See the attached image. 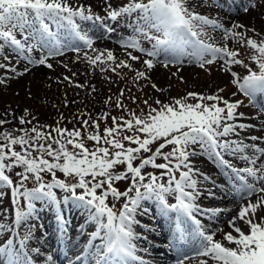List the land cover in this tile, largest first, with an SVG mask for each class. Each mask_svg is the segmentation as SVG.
Listing matches in <instances>:
<instances>
[{
	"label": "snow or ice",
	"instance_id": "1",
	"mask_svg": "<svg viewBox=\"0 0 264 264\" xmlns=\"http://www.w3.org/2000/svg\"><path fill=\"white\" fill-rule=\"evenodd\" d=\"M260 7H264V0H249V6L243 11L247 13L250 8ZM103 10L105 15L101 16L91 5L73 4L71 0H0V52L5 53L2 59L7 61L0 63V68L5 69V75L11 72L21 76L29 71L28 65L52 69L49 59L64 55L66 50L79 54L81 48L76 41H80L95 53L92 56L84 52V58L93 67H100L102 72L106 70L104 65L113 72L128 68L135 73L134 80L150 81L149 74L157 62L168 67L173 62L182 63L187 56L201 68L223 61L220 70L231 74V83L237 85L250 105L255 103L258 94H264V40L258 42L246 37L243 31H237L244 25L226 27L218 18L199 13L195 6H190V0H128L118 4L104 0ZM86 22L101 27L107 34L116 32L122 22L124 27L131 28L133 35L118 41L128 59L117 63L112 50L95 48L92 37L83 28ZM209 28L223 30L225 41L246 44L254 50L251 59L259 70L249 69L238 58L239 49L231 50L227 43L217 46L212 42ZM141 39L151 42L152 47L145 48ZM37 49L39 58L32 55ZM129 49L149 57L142 60L144 70H136L129 63V60L141 61V57L133 55ZM162 53L165 59L158 61ZM12 59H17V63L20 60L26 62L23 72L11 63ZM241 64L247 69V75L240 76L233 70V65ZM72 75L74 77L76 73ZM64 80L75 87H84L71 77L65 76ZM5 82L0 79V83ZM151 87L162 91L155 83H151ZM92 91H95L94 86ZM124 91L121 89L116 100V107L122 111L127 110L120 99ZM223 91V88L218 90ZM189 98L196 102L189 103ZM130 99L136 102L135 97ZM143 103L148 107L147 114L129 111L127 119L113 116L112 126H105L103 135L98 120L90 115L82 119L80 128L69 130L61 127L59 121L55 127L34 124L37 118H29L27 109L25 115L18 117V122L30 127L0 131V196L4 195V189L9 190L15 217L9 225L0 223V232H6L9 227H25L27 231L20 245L26 247L25 241L31 238L36 227L29 221L38 219L39 202L42 207L54 211L58 234L67 236L70 222L64 215L63 205L70 202L72 208L85 214V223L95 225V230L89 234V244L94 249L89 255L95 264H131L132 261L143 264V258L137 254L141 234L135 230L139 224L136 217L141 211L147 215L149 209L143 204L154 200L162 215L177 214L179 239L185 238V219L195 225L198 243L193 253L180 252L175 264H187L189 260L195 264H264V146L257 143L264 137L253 135L250 142L240 138L245 130L255 127L242 122L245 113L238 109L244 102L230 101L218 93L189 92L185 97L169 102L156 99L154 103L158 107H153L147 99ZM84 115L82 113L81 117ZM108 118L109 114L104 113L99 119L106 121ZM6 123L8 121L0 119V126ZM86 141L94 142L93 148L87 147ZM153 144H158L154 151ZM168 146L171 150L163 151ZM197 156L212 159L231 185L234 196L246 201L240 204L237 215L228 221L232 231L224 232L222 228L212 231L197 218L199 215L216 220L223 212L216 207H201L197 202L201 195L198 177L216 186L211 176L194 166L191 158ZM230 158L245 161L246 166L237 167ZM158 159L163 162H157ZM137 160L139 163L134 164ZM118 166H124V170L116 171ZM147 167L162 171L159 175L142 171ZM17 168L21 170L15 171L14 180L10 174ZM57 171L70 179L58 178ZM46 174L51 175V180L45 179ZM164 177H167L166 181ZM122 180H130L123 191L116 186V182ZM29 181L34 184L31 188L27 187ZM54 189L70 195L58 198ZM228 191L226 188L225 192ZM173 194L175 203H169L168 197ZM208 195L215 196V193L209 191ZM109 197L113 201L123 198L124 202L117 209L114 203L109 205ZM21 199L25 202L23 207ZM217 234L233 246H226L221 239H216ZM95 239H99L98 245L92 243ZM32 251L39 253L40 249ZM33 259L14 251L11 240L0 246L3 264H32ZM47 259L51 261L53 257L49 255Z\"/></svg>",
	"mask_w": 264,
	"mask_h": 264
},
{
	"label": "rangeland",
	"instance_id": "2",
	"mask_svg": "<svg viewBox=\"0 0 264 264\" xmlns=\"http://www.w3.org/2000/svg\"><path fill=\"white\" fill-rule=\"evenodd\" d=\"M203 3H207V0H201ZM113 4L118 3H127L128 0H111ZM77 3V2H76ZM74 3V4H76ZM85 5H91L93 10L101 16L105 15L104 5L100 4L97 6L95 2H89ZM102 6V7H101ZM190 6H195L196 10L201 13L206 10V6L202 7L200 5L199 0H190ZM205 12V15H208L209 11ZM203 14V13H201ZM210 16V15H209ZM226 27H231V24H224ZM84 29H94L91 22L83 23ZM255 31H252V29ZM210 31V35L212 37V42H214L217 46H223L227 43L231 50L239 49L240 56L239 59L244 61V64L248 65V68L254 71H258V65L255 61L251 59V56L254 54V50L249 48L246 44H237L233 41H225L222 38V31L217 29L213 32L211 28L208 29ZM237 31H243L246 34V37H252L256 39L258 42L260 40H264V23L261 25H254L253 23L247 25L243 29H237ZM116 33L121 38L124 36L125 38L128 36H132L133 32L131 28H127L123 26L119 27ZM155 34V33H154ZM94 42V41H93ZM141 42L145 48H151L152 43L141 39ZM95 48L103 50V48L93 45ZM81 48V52L77 54L74 51L66 50L64 55L56 56L54 58H50L49 62L53 64V68L49 69L46 66H38V65H28L29 71L21 75H16L15 73L8 72L5 75V69L0 68V79L6 80L5 83H0V119H5L8 121L3 126H0V131L9 130L13 131L19 129L20 127H30V125L21 126L18 122V117L25 115V109H27L28 114H30L29 118L32 116L37 119L33 121L34 124L39 123L41 125H50L55 127L57 122L61 127H67L69 130L74 127L80 128L82 124V119L88 118V115L92 117V119L98 120L100 124V132L103 135V129L105 126H112L111 117H120L124 116L125 119L128 118L129 111L135 112L139 115L141 112L147 114L148 107L144 105L143 101L145 99L148 100L149 104L153 107H158L155 105L154 101L156 99H160L164 102H169L173 99H178L185 97L189 92H197L204 95L216 94L223 96L225 99H229L230 101L241 100L244 102L243 106L238 109L239 112H243L249 110L251 112L248 115L260 114L264 110V94H258L257 99L253 105L249 104L248 98L245 97L241 92L238 91V87L235 84H232V76L230 73L221 71V65L223 61L214 62L212 65H206L205 68H201L198 63L195 62L194 59H190L185 56L183 58L182 63L173 62L169 64L168 67H165L163 63L157 62L155 64L153 74L155 78L151 75L150 72V81L149 80H134L135 73L128 68H118L115 72L111 69H108L106 65L105 71H101L100 67H93L85 58L84 52H88L89 55L94 56L95 53L92 52L91 49H88L83 45V42L79 45ZM112 50V49H110ZM10 51V50H9ZM114 55L117 57V63L120 60H127V53L124 51V48L121 47L116 50H112ZM133 55H137L141 57V61H130L133 65V68L136 70H144L145 66L142 63L143 59H148L146 54L141 53L135 49H130ZM5 55L4 52H0V63H7L4 61L2 57ZM35 58H39L40 51L37 49L32 53ZM77 55H79V60L77 59ZM210 58V57H209ZM165 56L162 53L157 60L164 61ZM186 62V63H185ZM11 63L14 64L19 72H23L25 67V61L20 60L17 63V59H12ZM111 63V62H109ZM244 64L241 65H233L232 68L236 71L240 76L247 75L248 71L244 67ZM64 65H67L65 67ZM114 66V65H113ZM73 73L76 75L73 77ZM13 76V77H12ZM68 76L73 79L75 83L83 85L84 87H75L73 84H70L68 81L64 80V77ZM21 77V78H20ZM15 80V81H14ZM151 83H155L159 89L162 91H156L151 87ZM95 87V91H92V87ZM223 88V92H218L219 89ZM121 89H124V95L120 97L123 103L126 105L125 111H122L120 108L116 107L117 97L120 96ZM233 93H236L233 96ZM109 97L111 100L109 101ZM130 97H135L136 102L133 103ZM67 101V105L65 104ZM105 101H109L105 103ZM189 103H195L196 101L189 98ZM207 103H213L212 101H207ZM223 107V104L221 105ZM85 114L81 117V114ZM104 113L109 114V118L105 121L103 119H99ZM252 113V114H251ZM15 117V118H14ZM119 122V121H118ZM257 129V128H256ZM82 133H84L83 128H81ZM89 131H94V129H89ZM19 134L18 132H16ZM163 142V141H161ZM127 144V142H125ZM92 144V141H86V146ZM135 146V145H132ZM153 151L158 144H153ZM198 149V148H197ZM171 146L166 147L163 151H170ZM150 154V153H148ZM143 154V155H148ZM157 162H163L158 159ZM139 160L135 161L134 164H138ZM203 169L206 170L207 166H202ZM21 169H15L10 175L15 180V171H20ZM117 171V169H116ZM123 171V170H122ZM145 172H155L157 175L160 174V171L153 169L151 167H147L142 170ZM203 172V171H202ZM179 174L177 173V176ZM57 177L60 179L69 180V177H65L63 173L57 171ZM46 180H51V175H45ZM167 180V177H164V181ZM74 182V181H73ZM130 184V180H122L117 181L116 186L121 190H125ZM34 184L32 181L27 182V187L31 188ZM4 195L0 196V223H4L5 225H9L14 221V206L11 203L10 192L8 189H4ZM56 191L58 198H63L64 196H69L70 193H66L60 189H54ZM80 191V190H78ZM99 191V190H98ZM218 194V192H217ZM216 193L215 195L218 196ZM169 203L175 202V195H171L168 197ZM171 200V201H170ZM124 200L123 198L119 201H113L111 197H109L108 203L115 204L116 208L119 209ZM24 201L21 199V206H24ZM234 201H228L224 206H219V209L231 207ZM143 207L149 209L147 215L138 214L137 220L139 221L138 225H142V228L135 226V230L141 234L140 240L137 242V248L140 249H148L149 246L142 243L143 237L145 239L149 238L159 245L158 250H167L169 251L171 248V240H167L166 238H160L161 236V227L160 223L157 221V215L161 214L157 205V202L154 200H148L144 202ZM38 208V219L30 220L29 223L35 224L36 227L33 229L32 236L28 242L33 248H39L40 251L38 257H33L37 261H45L47 257L51 255L52 257L56 256V247L51 244V247L46 243V235H49L50 232L47 230V226H54L56 228L55 221V213L50 207H42L39 202H37ZM217 208V207H216ZM71 209V210H70ZM64 215L66 219L70 222L68 225L76 227V231L79 230V236L81 239L73 240V243L76 245L74 247L75 250H78V242L82 240L86 235L95 230V225L91 223H85V214L75 208H72L70 202L63 205ZM173 218L176 219L174 212H172ZM227 215V214H226ZM199 219H204L205 217H201L198 215ZM208 226L210 229L214 228L217 225L216 220H209ZM205 223V222H204ZM191 228L194 229L195 226H192V222L190 221ZM83 225V228H81ZM148 225V227H144ZM243 227V225H240ZM27 229L25 227L15 228L9 227L6 232H1L0 237V246H5L8 244V241H13L14 237L20 238L21 230ZM150 230H155L154 233H151ZM22 230V231H23ZM52 230L51 232H53ZM71 236V235H70ZM143 236V237H142ZM216 239H220L217 237ZM222 240V239H221ZM96 242L100 243L99 239H95ZM182 241H184L182 239ZM77 242V243H75ZM226 246H233L227 244L226 241H223ZM19 247L21 248L20 241ZM73 243L71 245H73ZM194 243V242H193ZM198 241L195 237V243ZM82 244H84V239L82 240ZM13 250L17 248L12 243ZM75 250H68V255L75 256ZM35 253V251H34ZM190 252H186L189 254ZM70 256H68L69 258ZM143 258V262H145V258H148L145 255L141 256ZM72 258V257H71ZM76 257H73L74 260ZM81 261V260H80ZM77 262L76 264H84L85 261H81V263ZM95 260L92 259L90 264H94ZM87 264V263H86ZM146 264H168L165 261L160 259H153L151 263Z\"/></svg>",
	"mask_w": 264,
	"mask_h": 264
},
{
	"label": "bare ground",
	"instance_id": "3",
	"mask_svg": "<svg viewBox=\"0 0 264 264\" xmlns=\"http://www.w3.org/2000/svg\"><path fill=\"white\" fill-rule=\"evenodd\" d=\"M71 2L73 4L76 2H77L76 4L79 3L87 4L89 2H95L97 6L100 4L104 5V0H71ZM199 2L202 7V10L203 7L206 6V10L204 11L206 12L209 11L208 15H210V17L218 18L220 22L223 24H231V25L242 24L244 25L245 28L247 25L251 23H253L254 25H261L264 23V7L250 8V11L247 13L243 11L244 7L249 6V0H207L206 1L207 3H203L201 0H199ZM204 11H202L201 13L205 14ZM109 23L112 22L109 21ZM85 30L88 31L89 35L92 37L94 41L95 46L97 47L103 49H112V50H116L122 47L118 42L120 40V37L118 35L119 33L117 34L116 32H114L112 34H107L104 32V30L101 27H95L94 29L87 28ZM81 43L82 42L80 41H76V44L78 46ZM151 75L155 78L153 71ZM249 112L251 111L249 110L244 111L245 116L242 122L249 123L251 125H254L255 127L249 130H245L243 133H241L240 138L245 139V142H250V137L253 135L257 137H264V110L257 115L254 113L253 115H248ZM257 143H259L261 146H264V140H259L257 141ZM191 159L195 167H198L201 171L208 174L216 181V186L214 187L211 181H203L202 178L198 177V179L201 180V184H200L201 195L197 202L201 205V207L218 208L219 206H224L228 201H232V202L234 201L231 207L222 208L223 212L216 219L217 225L214 228L210 229V226H208L207 219L209 218L207 216H204L205 218L201 219L202 223L212 231H215L217 228H222L224 232L232 231V229H230L228 225V221L231 220L233 216L237 215L240 204H243L246 201L240 200L239 198L234 196V193L231 191V185L226 180L224 175L221 174L220 167L212 159H209L207 156H197V157H192ZM230 159H232L233 163L237 167L246 166L245 161L239 160L238 158H230ZM204 165L207 166L206 170L203 169L202 167ZM220 185H224V187H220ZM226 188L229 189L228 192H225ZM209 191L214 192L216 194L218 192L219 195L217 194L218 196L216 195L209 196L208 195ZM252 199L254 200L255 196ZM229 209H233V211L229 212L228 211ZM138 214L143 215L142 212H138ZM175 215L177 214L175 213ZM157 216H158L157 221H159L160 223L159 226L161 227L162 230L160 238H166L167 240H171L172 245L169 251L165 249L158 250L159 245L157 243H154L152 239L149 238L143 239L142 243L149 246L148 249H144V248L140 249V247L137 248L138 255L140 256L145 255L148 257L145 258V262H143V264L151 263L153 259H160L162 261L167 262L168 264H175L176 259L180 254V252L183 253L190 252L189 255H191L193 253L196 244H194L195 228L194 229L191 228L190 221L185 219L184 228L186 229V232H185V238L183 239L184 241H182V239H179V233L177 232V228H176L177 221L176 219L173 218L172 212L168 216H164L162 214H159ZM136 226L142 228V225H136ZM75 229L77 228L68 225V234L67 236H65L63 234H58L54 226L51 225L47 226V230L50 233L49 235H46L47 237L46 243L50 247L51 244H53V246L56 247V256L53 257L51 261L47 259L43 262L42 261L39 262L33 259L32 264H76L80 260L85 261L84 264L86 263L90 264L93 258L89 255V253L94 251V249L89 244L90 237L86 235V237L83 238L84 244H82L83 239L79 240L77 245L82 247H79L78 250H75L74 247L76 245L73 243V240L75 241L78 238L81 239L79 236V230L76 231ZM22 230H21L20 238L14 237L12 241L13 245L17 247L15 248V251L18 250L22 254L27 256H31V254L33 253L32 255L34 257H38V254L32 251V249L34 248L28 245L30 239L25 241L26 247L24 248L19 247L18 242L21 241V239H23V236L26 234V230L25 229L23 231ZM52 230L54 231L51 232ZM244 230L247 232L248 229L244 228ZM149 231L151 233L155 232V230H150V229ZM233 234L235 235V233ZM0 237H1V232H0ZM217 237L223 240L221 234H217L216 238ZM72 243L73 245H71ZM92 243L97 245L99 244L95 240H93ZM70 249L77 251L75 252L76 253L75 256H73V254L68 255V250ZM68 256L70 257L68 258ZM73 257L76 258L72 260ZM77 257H79V259H77ZM0 264H3L2 260H0ZM131 264H141V261H132ZM187 264H195V261L189 260Z\"/></svg>",
	"mask_w": 264,
	"mask_h": 264
},
{
	"label": "trees",
	"instance_id": "4",
	"mask_svg": "<svg viewBox=\"0 0 264 264\" xmlns=\"http://www.w3.org/2000/svg\"><path fill=\"white\" fill-rule=\"evenodd\" d=\"M15 134H17V133H15ZM128 134H131V133H128ZM93 146H94V142H92V144L89 145V148L91 149V148H93ZM69 147H71V146H69ZM17 150H19V149L17 148ZM122 170H124V166H118L117 171H122Z\"/></svg>",
	"mask_w": 264,
	"mask_h": 264
}]
</instances>
